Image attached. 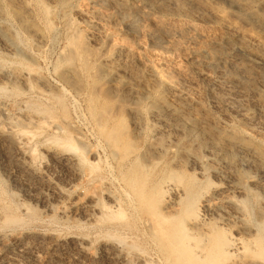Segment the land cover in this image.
Wrapping results in <instances>:
<instances>
[{
	"label": "rangeland",
	"instance_id": "obj_1",
	"mask_svg": "<svg viewBox=\"0 0 264 264\" xmlns=\"http://www.w3.org/2000/svg\"><path fill=\"white\" fill-rule=\"evenodd\" d=\"M236 69L249 83L220 94ZM263 124L264 0H0V197L21 219L0 233L43 236L33 255L6 241L0 264H135L166 184L190 254L216 189L210 240L264 248Z\"/></svg>",
	"mask_w": 264,
	"mask_h": 264
},
{
	"label": "bare ground",
	"instance_id": "obj_2",
	"mask_svg": "<svg viewBox=\"0 0 264 264\" xmlns=\"http://www.w3.org/2000/svg\"><path fill=\"white\" fill-rule=\"evenodd\" d=\"M166 1H173V0H166ZM18 18L21 19V16L19 15V11H16ZM248 16L253 17V14H248ZM214 69H217V67L214 64L210 65ZM241 80L243 82L246 81L249 83L248 77L244 76L240 73L238 69L233 70L231 74L230 80L232 82H227L224 80L223 75H220L213 79L214 86L220 91V94L224 93H230V90H233L236 85L234 82H239ZM223 103L225 105H229L230 102L223 98ZM264 128V124L260 125ZM232 139L234 141H237L238 139L234 136H232ZM233 153V152H231ZM230 153V154H231ZM231 159L238 158V155L236 153L230 155ZM196 162L201 164V161L197 160ZM242 166L248 165V162L246 160H243L240 162ZM31 162H28L25 164V168L30 171ZM165 192L172 194L170 199H167V201L163 204V207L157 208V206H153L151 210L144 214L143 217V232H144V244L148 247L147 252L146 250H138L137 247L129 246L128 248V257L129 261L127 260V263H135V264H153L152 259L156 257L157 261L163 260L162 256H170L175 255L176 264H242L244 261L245 256H250V261H256L257 257L264 258V248L260 244V239L257 241V243L253 246L247 245L243 239L236 238V237H229L228 239L222 241V242H214L210 240V237L206 235V216L209 212L213 210L214 203H213V196L221 195L224 193L222 189H216L214 190L215 193L212 194V197H208L204 199L202 202V213L201 216H194L186 222L187 227L192 231L199 232V238L202 239V245L197 248L196 251H193V253H189L190 246L186 243V240L181 239L180 235H178L172 226L167 227V221L174 216H176L177 211H174L176 209V206H178V197L177 194L180 192L178 187L173 186L171 184H166L164 188ZM6 200L3 199V197H0V211L3 212V214H0V225L2 226H9L14 225L15 223L21 222L20 215H14L9 216L7 215L6 211L8 210L7 204L5 202ZM160 209V210H157ZM11 211V210H10ZM8 210V212H10ZM162 212V213H161ZM13 214V213H12ZM262 232V230H261ZM262 237L264 235H261ZM52 238L55 241H59L56 236H52ZM38 239H43V236H40L39 234L35 235H28L23 233H13L10 236H5L0 233V247L4 245L6 241H15V243H19L24 246L23 254L27 255L28 252H30V248L33 243V241H36ZM30 241V242H29ZM73 241L76 246L79 249V252L83 253L84 248L82 247L83 243L80 240H71ZM212 241V242H211ZM114 242L113 244H115ZM122 241H120V244ZM118 246L116 247H120ZM124 244H126L124 242ZM113 246V245H112ZM128 246V245H126ZM116 247H112L113 252H118L119 249ZM123 248V244H122ZM139 248V247H138ZM124 251V250H123ZM126 252V250H125ZM33 252H30L31 255ZM122 253V252H121ZM120 253V254H121ZM126 254V253H125ZM4 256L3 251L0 250V259ZM119 257V256H118ZM240 257L241 262H240ZM31 258L36 259V256H32ZM125 259V258H124ZM128 259V258H127ZM126 260V259H125ZM124 260V261H125ZM14 259H9L7 261L8 264H15ZM222 261V262H220ZM245 262V261H244Z\"/></svg>",
	"mask_w": 264,
	"mask_h": 264
}]
</instances>
